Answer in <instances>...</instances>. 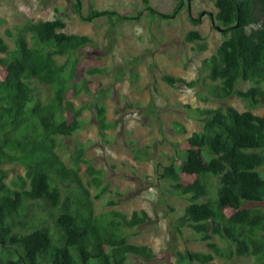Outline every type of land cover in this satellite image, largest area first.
I'll use <instances>...</instances> for the list:
<instances>
[{"label": "trees", "instance_id": "1", "mask_svg": "<svg viewBox=\"0 0 264 264\" xmlns=\"http://www.w3.org/2000/svg\"><path fill=\"white\" fill-rule=\"evenodd\" d=\"M182 1L172 13L158 12L148 0H142L143 9L135 15L92 6L84 13L82 0H72L71 9L80 21L105 18L114 24L138 19L145 12L171 18L181 10ZM209 1L215 8L211 19L221 26L222 39L202 60L205 79L170 74L162 79L188 88L208 80L213 98L237 95L255 107L263 92L259 82L264 80V0ZM189 20L193 26L201 23L199 17L189 15ZM65 27V19L57 16L29 20L16 29L11 50L0 37V264H128L130 254L150 259L154 257L150 246L128 241V235L149 220L146 211L95 213L80 176L84 147L75 150L71 166L57 152L62 139L83 123L72 99L92 89L91 81L72 80L77 62L72 54L92 39L67 33ZM184 38L197 51L207 48L197 29L188 30ZM56 55H66L65 60L58 63ZM99 70L90 68L89 73ZM240 81L253 84L242 90ZM33 83L50 87L52 95L41 100ZM95 110L99 130L108 128L105 108L95 105ZM190 112L201 129L190 132L185 148L178 149L160 176L169 182L170 195L188 200L176 229L190 228L209 251L186 249L178 253L177 262L215 264V256L264 262V208L258 205L264 201V116L231 105L194 107ZM5 164L20 165L23 175L6 182ZM86 172L92 184L101 185L99 169L87 164ZM184 176L194 178L184 182ZM214 236L225 245L213 242Z\"/></svg>", "mask_w": 264, "mask_h": 264}, {"label": "rangeland", "instance_id": "2", "mask_svg": "<svg viewBox=\"0 0 264 264\" xmlns=\"http://www.w3.org/2000/svg\"><path fill=\"white\" fill-rule=\"evenodd\" d=\"M178 2L148 0V4L161 13H172ZM71 3L72 0H0V37L10 50L14 48L18 27L29 20L54 16L65 19V32L86 34L92 39L72 54L77 58L72 80L76 83L91 81L92 89L91 92L81 91L72 99L81 111L79 118L83 123L72 136L62 139V147L57 148L60 158L71 166L75 150L84 147L80 176L90 192L95 213L113 209L128 215L143 209L149 215L146 223L130 230L128 241L150 246L154 257L144 259L130 254L126 259L128 264H178V253L186 249L208 252L206 243L195 239L190 228H182L181 232L176 229L177 217L188 200L167 192L169 182L161 178V169L177 155L178 149L185 148V138L190 132L201 129V122L190 112L194 107L231 105L238 111L249 110L264 116V80L259 82L263 91L259 104L252 107L237 95L213 98L207 91L208 80L188 88L162 79L163 74L186 80L205 79L202 60L215 51L222 39L221 30L217 29L221 26L212 22L215 8L209 0L189 3L183 0L181 10L168 19L145 12L138 19L114 24L105 18L80 21L73 14ZM82 6L84 13L92 6L135 15L144 4L142 0H82ZM189 15L199 17L201 23L193 26ZM190 29H197L203 35L207 44L205 50L197 51L193 43L185 41V33ZM24 37L32 46L30 34ZM65 57L56 55L54 58L61 63ZM94 67L100 70L89 73ZM252 84L240 81L238 87L245 90ZM33 86L36 96L43 101L52 95L50 87L35 83ZM95 105L105 108V121L111 123L104 130H99ZM175 122L184 126L186 132L180 131ZM87 164L101 171V185L90 182ZM4 167L8 169L6 182L24 173L20 165L5 164ZM184 178L187 182L194 177ZM110 201L115 203L110 204ZM258 205L264 208V201ZM212 241L225 245L215 236ZM214 263L264 264L248 257L227 261L217 256Z\"/></svg>", "mask_w": 264, "mask_h": 264}, {"label": "water", "instance_id": "3", "mask_svg": "<svg viewBox=\"0 0 264 264\" xmlns=\"http://www.w3.org/2000/svg\"><path fill=\"white\" fill-rule=\"evenodd\" d=\"M188 3H189V1H188ZM188 8H189V4H188ZM212 22H214V20L212 19ZM217 29L218 30H221L219 27H217Z\"/></svg>", "mask_w": 264, "mask_h": 264}]
</instances>
